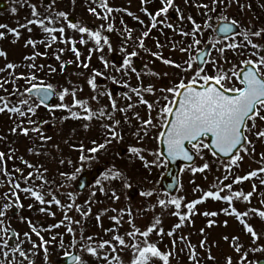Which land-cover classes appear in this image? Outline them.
I'll list each match as a JSON object with an SVG mask.
<instances>
[{
	"label": "rangeland",
	"instance_id": "obj_1",
	"mask_svg": "<svg viewBox=\"0 0 264 264\" xmlns=\"http://www.w3.org/2000/svg\"><path fill=\"white\" fill-rule=\"evenodd\" d=\"M2 1L7 3V9L0 12V25L6 26L0 28V32L4 34L0 39V51L5 53L0 56V69H5L0 71V78L35 76V81H40L37 86H52L56 100L51 106L44 107L35 98L22 95L31 86L4 96L10 100V106H19L25 112L28 105L22 104L21 101L28 100L34 107L35 114L19 116L9 112L0 113V153L5 154L0 168L6 169L9 174L4 176L3 172H0V207L12 205L6 209L5 215L0 217V245H8L0 247V264H55L58 258L71 251L77 252L82 264H108L102 258L105 255L110 260L114 256L118 257V261L113 260V264H132L135 249L131 245L141 242L144 238L137 235L133 239L128 233L136 230L143 232L150 226H155L156 230L150 234L148 240L155 244L162 254L169 255L168 264H226L229 257L233 264H238L245 253L247 260L244 264H256L258 259H264V251H250L253 248H264V219L256 212L249 211H264V183H261L264 173L239 184L233 183L237 177H244L264 167V160L261 159L264 154V139L256 137L257 131L264 130V120L257 118L256 128H251L252 121L247 122L251 131L245 132V136L251 143L246 141L239 151L242 159L237 161L238 166L230 165V160L218 159L208 151L204 141L200 142L199 151L193 148L196 153L195 163L182 168L179 187L172 195L163 193L159 185L166 163L159 154L158 144L167 120L162 114V109L167 103L164 97L167 96L169 101L173 99L170 93L162 90L174 88L181 80L188 83L193 78L196 69L193 58L205 44H210L212 50L202 75L216 76L218 70L226 72L231 79L223 82L224 87H238L232 71L238 72L243 61H256L258 56H264V24L257 23L254 17L260 18L264 10L258 7V12L254 14L250 0H226L225 3L216 5L218 15L206 20L198 18L205 9L197 5L211 6V0H187V3L186 0H174V6L166 16L159 17L157 27L149 31L151 20L145 13L155 15L162 6L161 0H145L144 3L141 0H106L107 6L113 9L110 15L102 11L93 0H49L47 5H44V0ZM255 2L258 4V0ZM33 7L39 13L40 19L54 20V23L48 26L65 29L63 36L59 32L53 33L57 36V41L50 47L47 46L50 35L36 25H28L29 20L35 19L32 16ZM90 8H95L100 17L108 15V19L93 15L89 11ZM59 12L74 18V25L78 27H84L91 32L99 31L102 37L107 38L108 44H104L102 40V50H97V45L87 34L68 28L69 22L59 17ZM225 16L229 20L237 21L239 33L261 31V36L250 37L252 43L259 46L257 56L252 55L257 50L248 45L235 50L227 47L233 42L242 43L243 37L240 35L224 40L215 37V25L223 21ZM188 17L201 25V32L196 35L200 44L189 48L188 52H182V48L193 44L192 36L180 35L181 32H192L193 24ZM260 22H264V17ZM169 24L172 25L171 28L167 26ZM205 24L208 27H204ZM23 25L28 27H22ZM109 25L112 27L111 32L106 30ZM9 29L18 30L19 38L12 35ZM144 32H149V35L143 38L144 45L140 47L139 40ZM82 39L85 41L83 44L80 43ZM28 40L36 42L35 47L27 45ZM73 44L80 53L79 60L71 51ZM157 44L160 47H157ZM220 48L225 49L223 54L218 51ZM133 52L136 53L135 56H131ZM153 53L171 60L180 67L165 65ZM115 55L121 57L120 65L112 62ZM33 56L34 60L26 59ZM57 56L60 57L59 60L56 59ZM136 58L142 63L140 71H136L133 65ZM126 59L127 65L124 64ZM186 61L192 63L193 70L184 71L187 67ZM7 64L14 65V69L7 70ZM61 64L64 65L63 70ZM85 64L88 67H84ZM32 65L35 67H30ZM96 72L102 75L94 78L97 87L93 90L88 81ZM113 86L121 90L113 94ZM149 88L151 91H148ZM65 89L69 95L61 101L59 95ZM133 89H139V95ZM73 91L75 98L86 101L93 113L98 114L103 109L104 115H94L91 120L71 118V112L59 106L62 103L69 107L72 105ZM141 98L147 104L141 103ZM113 103L116 110H113ZM148 105H152L151 110ZM72 112L85 114L79 108H73ZM260 114L264 115V109ZM149 119L153 121L152 125L144 128V122ZM30 120L34 123H30ZM36 127H39V132L31 131ZM113 127L118 133L115 140L111 139L112 132L109 131V128ZM23 129L30 130L28 136L21 134ZM100 144H105V147L95 153L89 151ZM133 147L140 150L139 156L131 153L130 149ZM117 148L124 150L123 155H117ZM82 155L85 157L83 161ZM146 163L148 166H145ZM28 164L33 167L29 168ZM204 164L208 165L204 172L193 174V168L203 167ZM96 167L103 168V173L84 191H75L78 175L83 170ZM16 169L20 171H15ZM116 172L121 175L113 178ZM30 174L32 178L25 182V178ZM73 176L75 179H69ZM10 181L19 183L21 189L32 188L37 191L46 203L41 205L30 193L14 189ZM220 181H223L222 185ZM213 184L220 187L232 185V192L252 193L250 202L244 201L243 198L234 199L231 208L240 213L249 212L244 219L259 236L255 244L236 216L224 214L223 210L228 209L229 205L210 198L196 205L195 215L191 216L190 222L185 221L182 227L175 228V225L180 223L179 218L173 215L177 210L167 202L171 199H181L179 211L186 214V204L200 199L204 192L218 190L212 187ZM131 190L134 191L133 195H130ZM147 192H152V195H141ZM221 195L230 193L225 191L221 192ZM53 196L60 201L59 205L50 203ZM161 200L166 202L164 207L159 204ZM69 204L72 205L71 208L68 207ZM12 207L16 208V212ZM42 208L44 211H41ZM77 208L80 210L77 211ZM205 212H215L218 215L206 217L203 215ZM65 214L71 224L65 220ZM157 219L159 224H155ZM115 220H119V224L115 223ZM210 220L214 221L212 227L207 226ZM29 222L40 230V236L45 241H49L47 255L42 248L33 247V244H40V239L32 231ZM57 224H61V227L47 231ZM67 226L72 227V233L67 232ZM10 229L15 232L12 244L9 239ZM161 230L162 234H157ZM169 232L173 235L169 236ZM116 235L122 237L128 246L121 247L113 240ZM53 236H56L57 240H51ZM88 237L92 240L88 241ZM181 237L185 239L182 240ZM225 237L228 239L225 240ZM233 237H238V240H233ZM104 241L111 242L116 248L115 253L108 247L98 248ZM201 241H205L204 247H200ZM86 243L97 249L96 257L84 250ZM234 244L242 245L240 253L235 251ZM189 245L192 246L191 250ZM13 246H18L24 251L26 258L15 252ZM192 252L195 253L194 260L190 258ZM209 255L214 259H209ZM151 264H163V261L153 258Z\"/></svg>",
	"mask_w": 264,
	"mask_h": 264
},
{
	"label": "snow or ice",
	"instance_id": "obj_2",
	"mask_svg": "<svg viewBox=\"0 0 264 264\" xmlns=\"http://www.w3.org/2000/svg\"><path fill=\"white\" fill-rule=\"evenodd\" d=\"M94 3H97V6L101 8L102 11H106L109 15L113 11V9L109 8L107 6L106 0H93ZM142 3L145 2V0H141ZM226 0H211V6L208 4H199L197 7L201 9H205V15L207 16L208 12H214L216 11V5L225 3ZM234 2H237V0H234ZM187 3V0H186ZM161 8L159 11L155 13V15H152L150 13H145L146 15H149V18L151 20V28H156L157 24L160 22L158 20L161 16H166L169 9L174 6V0H161ZM15 11V9H13ZM89 11L93 15H97L98 18L102 19H108V15H105L103 17H100L99 14L96 12L95 8H90ZM179 12V10L177 9ZM129 15H132L131 13H128ZM57 15L64 20H67V14L64 12H59ZM32 16L35 19L29 20L28 25H36L37 27L41 28L44 33H47L50 35V41L48 42L47 46L50 47L52 43L57 41V36L53 33L59 32L61 36H63V33L65 31L64 27H50L48 25H52L54 23V20L52 18L40 19L39 13L35 10V7H33L32 10ZM183 19V17H181ZM189 21L193 24V29L191 33L181 32L180 35L182 36H192L193 38V44L189 45L187 48H182V52H188L189 48H193L200 44V40L196 39V35L201 32V25L196 24L195 21H192L191 17H188ZM222 25L218 28V32L222 34L225 38H230V34L234 33V28L238 27V23L235 20H229L228 17H223ZM142 23V22H141ZM28 25H23L22 27H28ZM169 28L172 27V25H167ZM5 25H0V28H5ZM68 28L76 29L81 34H87V36L95 42L97 45V50L101 49V41L103 40L104 44H108V40L105 37L101 36V33L99 31L97 32H91L88 29L84 27H78L77 25H74L72 23L67 24ZM204 27H208L207 24L204 25ZM31 29L29 28V31ZM107 31L111 32L112 27L111 25L108 26L106 29ZM12 35L16 36V38H19V32L16 29H9L8 30ZM261 31L257 32H242V33H235V35H240L243 37L242 43H230L227 45L230 49H238L242 48L245 45L250 46L253 49H256L257 51H254L252 53L253 56H257V53L259 52V46L255 43H252L250 37L255 36L259 37L261 36ZM149 35V32H144L142 34V38L139 40V46L143 47L144 41L143 38H146ZM4 34L0 32V39H2ZM66 43H73L71 41H62ZM43 43V41L41 42ZM81 44L85 43V41L82 39L80 41ZM36 42L32 40L27 41V45H32L35 47ZM26 45V46H27ZM157 47H160L159 44H157ZM71 51L76 55L77 60H79L80 53L75 48L74 44L71 48ZM218 51L223 54L225 51L224 48L218 49ZM5 53L0 51V56H4ZM39 55V53H37ZM136 53H131V56H135ZM153 55L157 59H161L162 63L165 65H169L172 67L179 68L180 66L173 63L171 60L163 59L161 55L157 53H153ZM207 55V53L201 51L197 53V56L193 59H196L198 61V65L205 63L204 57ZM26 59H35V56L33 57H26ZM57 60L60 59L59 56L56 57ZM187 63V67L184 69V71H191L193 70L192 63ZM212 63H215V61H212ZM124 64H128V60L126 59L124 61ZM84 67H88L87 64L83 65ZM107 66V65H106ZM14 65L7 64L6 69L12 70L14 69ZM30 67H35V65H32ZM42 67V66H41ZM64 65L61 64V70H63ZM5 69H0V71H4ZM55 71V69H53ZM204 72V69L202 67L197 66L195 69V75L193 78L188 82L185 83L183 80H181L178 84L175 85L174 88H169L162 91H167L170 93L173 97L172 100L169 101L168 97L165 96L164 99L167 102L165 106L162 109V114L165 117H172L171 120H166L163 127H165L166 131H162L160 133V136L163 137V142L166 144L167 147V154L172 159L176 158H182L187 161L192 160V156L189 155L188 151L185 149L184 145L185 142L192 145L193 148L197 149L199 151V142L202 137L205 136H211L212 137V145L211 147L215 149L216 152L223 154L224 156H231L233 152L235 151L237 154L232 157V159L229 161V164L232 166H238L237 161L241 160L242 157L238 154L240 150H242V141H247V136L244 135L245 132L251 131V129L248 127V121H252L251 128H256L255 121L257 118L260 120H264V115L260 114V111L264 109V56H258L256 61H253L251 59L243 61L241 65V71L236 72L232 71V75L235 76L239 83L242 85L240 88H225L223 85V82L226 79H231V77L228 76L226 72H221L218 70V74L216 76H208L206 74L202 75ZM153 75H156L155 73H152ZM102 74L99 72L94 73L93 78L89 79L88 83L93 88V90L96 89L97 85L95 83V77L101 76ZM16 79H25L29 83H31V87L26 89L25 93L22 95H36L39 97L40 104L47 106L46 102L51 98L52 95H54V90L52 89L51 85L38 87L35 83H32L36 80L35 76L30 77H16ZM197 81H201V83H197ZM10 81H0V88L4 87V84L9 83ZM43 84V82H41ZM199 89V90H197ZM6 90V89H5ZM18 91L14 89L13 94ZM138 95H139V89H133ZM148 91H151L149 88ZM230 93V94H229ZM69 95L68 90L65 89L62 93L59 95V99L61 101L64 100L65 96ZM73 96V103L69 107L67 105H64L63 103L59 106L61 109L71 112V118L75 119H84V120H91L94 115L103 116L104 110L102 109L98 114L93 113L87 106L86 101H79L75 98V92L73 91L71 93ZM95 99V97H93ZM141 103L147 104L146 101H144L141 98ZM10 100L6 99L5 97L0 96V113L9 112L18 114L19 116H25L28 113H31L32 115L35 114V109L32 105L29 104L28 100L21 101L22 104L28 105L27 112L22 111L21 107L19 106H10ZM172 105V106H169ZM113 110H116V105L113 103L112 105ZM149 109L151 110L152 105H148ZM73 108H79L84 115H79L76 112H72ZM175 108V110H174ZM121 111H124L123 109H120ZM30 123H34L33 121H29ZM119 122H117L118 124ZM153 121L151 119L144 122L143 127L147 128L148 125H152ZM16 129H13V132L15 133ZM29 129H23L22 135L28 136L29 135ZM31 131L39 132V127L31 129ZM109 131L112 132L111 139L115 140L118 138V133L115 132L114 127L109 128ZM257 139H264V130H259L256 132ZM248 143H251L250 141H247ZM105 147V144H100L98 147H93L89 151L91 153H95L99 151L100 149H103ZM207 147V145H205ZM83 152V149H81ZM131 153L136 154L139 156L140 150L133 147L130 149ZM246 151V150H245ZM4 153H0V164H3L4 162ZM11 158V157H9ZM143 159V157H140ZM85 157L82 155L81 160L83 161ZM261 159L264 160V154L261 155ZM27 163V162H25ZM29 168L33 167L32 165H27ZM145 166H148L147 163ZM208 168L207 164H204L203 167L200 168H193V174L196 172H204ZM231 169L229 168L228 171ZM15 171H20L19 169H16ZM0 172H3L4 176H8V172L4 168H0ZM261 173H264V167H261L257 171H252L248 175L244 177H237L233 183L239 184L242 183L245 180H250L253 177H257ZM121 174L119 172H116L113 176V178L119 177ZM31 174L25 178V182H27L29 179H31ZM42 178V177H38ZM69 179H75V177H69ZM227 179V176L225 177ZM261 183H264V180L261 181ZM220 184H223V181H220ZM10 185L16 189L23 191L25 193H30L31 197L35 198L41 205L45 204L46 201L44 197L38 193L37 191L33 190L32 188H20L19 183H12L10 181ZM213 188H217V191H207L204 192L202 197L198 200H195L191 203H188L185 205L187 208L186 214L180 213L181 208V199H171L167 203H170L174 205L177 211L173 213V215H176L180 223L175 225V228H180L183 226V223L185 221L190 222V218L192 215H195L194 209L196 208V205L204 203L207 199H212L214 201H223L229 205L228 209H224L223 212L225 215H233L236 216L237 220L241 225H243L244 230L247 234L251 236L253 244L256 243V241L259 239L258 234L254 231V229L245 222L244 217H247L249 215V212L240 213L237 212L234 208H231L232 202L234 199H241L243 198L244 201L250 202V197L252 193H243V192H232V185H224L223 187L218 186L217 184H213ZM255 190V185L253 186V191ZM229 192L230 195H221V192ZM51 195V193H49ZM15 195V193H13ZM71 196V193L69 194ZM94 195V193H93ZM141 195L145 196H151L152 192L147 193H141ZM7 194H5L6 198ZM113 196H115V193H113ZM118 198V197H117ZM18 200V197H16ZM50 203H55L57 205L60 204L59 200H56V198L53 196V199ZM159 204L161 207H164L166 205V202L161 200L159 201ZM12 205H4L0 207V217H3L5 215V211L8 207ZM19 206V205H17ZM69 208L72 207L71 204L68 205ZM80 209L77 208V211ZM41 211H44L42 208ZM250 212H256V214L261 218L264 219V211H258L256 209H250ZM82 215H85L82 213ZM206 217H212L218 215V213L215 212H205L203 213ZM65 220L69 221V224H71L70 219L68 218L67 214H65ZM97 220H99V216L97 217ZM119 220H115V223L119 224ZM159 219L155 221V224H159ZM131 223V221H129ZM0 224H2V220H0ZM214 224V221H209L208 227H212ZM30 227L32 228V231L39 237L40 244H33V247H40L45 251V254L47 255V245L49 241H45L42 236H40V230H37L34 226L31 225V222H29ZM226 226V222H225ZM61 227V224H57L54 226H51L47 231H50L52 228H59ZM7 231V229H3ZM155 226H150L146 231L140 232L139 230L133 231L128 233L130 237L133 239L139 235L142 236L144 239L137 243H132L131 247L135 249L134 253V259L132 261V264H151V260L153 258H159L161 261H163V264H168L169 261V255L168 254H162L155 244L150 243L148 240V237L150 234L155 231ZM67 232L72 233L73 229L70 226H67ZM157 234H162L161 232H158ZM201 234H203V229L201 230ZM27 236V234H25ZM169 236H172L173 233L169 232ZM11 239V237H9ZM113 240L117 241L118 244L121 247H126L128 245L125 244V240L116 235L113 236ZM181 239H185L184 237H181ZM228 238L225 237V240ZM51 240H57L56 236L51 237ZM88 241H91L92 238L88 237ZM233 240H238V237H233ZM60 242L62 243V237H60ZM175 243V242H174ZM205 241H201L200 247H204ZM0 247H8L7 244L0 245ZM14 251L18 252L21 257L26 258V254L24 251H22L18 246H13ZM105 247H108L112 250L113 253H115L116 248L111 244L109 241H104L98 245L99 249H104ZM235 251L237 253H240L242 245L234 244L233 245ZM189 248L191 250L192 246L189 245ZM84 250H86L90 255L93 257L97 256V249L91 247L89 244L84 245ZM250 251H264V248H253L250 249ZM67 255V254H66ZM105 261L108 262V264H113V260L118 261V257H113L111 260L107 255L102 257ZM191 259H195V253L192 252ZM209 259H214L211 255L208 257ZM247 260V254L245 253L241 260L238 262V264H244V261ZM71 264H82L81 258L76 256L70 257ZM226 264H233V261L231 257L226 259Z\"/></svg>",
	"mask_w": 264,
	"mask_h": 264
},
{
	"label": "water",
	"instance_id": "obj_3",
	"mask_svg": "<svg viewBox=\"0 0 264 264\" xmlns=\"http://www.w3.org/2000/svg\"><path fill=\"white\" fill-rule=\"evenodd\" d=\"M43 3H44V5H47L49 3V0H44ZM6 9H7V3L5 1L0 0V12L4 11ZM67 21L69 23H72V24L75 23V19L72 17H68ZM223 22H226V21H219L214 28V34L218 39H226L222 34H220L218 32V28L222 25ZM239 30H240L239 27H235L234 33L230 34V37L234 36L235 33H239ZM209 50H210V45L207 44V45H205V47L201 51L207 53V55H208ZM207 55L204 57L205 61L207 59ZM196 56H197V54L195 55V57ZM195 61H196V65L199 67H203V65L205 64V63H203V64L198 65V61L196 59H195ZM112 62L117 64V65H120L122 63V59L120 56L115 55L112 57ZM133 65H134V68L136 69V71H140L142 68V63L137 58L133 60ZM39 87H42V86H39ZM197 90H199V89H197ZM117 91H118V87H115V86L111 87V92L113 94H116ZM29 96L36 98L40 102L38 96H36V95H29ZM55 100H56V94L52 95L51 98L46 102V104H47L46 107L51 106ZM174 110H175V108H174ZM171 119H172V117L168 116L167 120H171ZM163 131H166L165 127L163 128ZM244 135H245V133H244ZM202 140L205 141V144L207 145V149L209 150V152L212 153V155H214L215 157H217L220 160H224V161L231 160L232 157L236 154V152L234 151L231 156L226 157L223 154L216 152L215 149L211 147V145H212V137L211 136L202 137L200 141H202ZM245 142L246 141H242L241 147L244 146ZM190 146H192V145L185 142L184 147L188 151L189 155L192 156L191 161H187V160H184L182 158L172 159L167 154V147H166V144L163 142V137L160 136L159 154H160L161 158L166 163L165 171H164L163 175L160 177V181H159V185H160V188H161L163 193H165L167 195L174 194L175 191L177 190V188L179 187V184H180L179 178H180L182 168L183 167H189L195 163L196 153H195V151H192ZM123 153H124V151L119 148L117 151V154L119 156H121V155H123ZM102 172H103V168H101V167H96V168L91 169V170H83L78 175V178L76 180V184L74 187L75 191H77V192L84 191L87 187H89L102 174ZM129 192H130V195L134 194L133 190H131ZM12 209L14 212H16L15 207H12ZM9 233H10V237H11L10 244H12V242H13L12 238L15 237V232L13 229H10ZM76 255H78L76 251H71L69 254L58 258L55 261V264H71L70 257L76 256ZM256 264H264V259L263 258L258 259L256 261Z\"/></svg>",
	"mask_w": 264,
	"mask_h": 264
},
{
	"label": "trees",
	"instance_id": "obj_4",
	"mask_svg": "<svg viewBox=\"0 0 264 264\" xmlns=\"http://www.w3.org/2000/svg\"><path fill=\"white\" fill-rule=\"evenodd\" d=\"M250 4L252 6V12L254 14H256L258 12V7H260V9L264 10V0H260V1L258 0V4L255 2V0L254 1L250 0ZM205 11H202L199 14L198 18L210 20L211 18L216 17L218 15V11H215L212 13L208 12V14L206 16ZM254 17H255V19H257V23L264 24V22H260L261 18L264 17V14H261L260 18L259 17L257 18L256 16H254ZM21 76L29 77V76H24V75H21ZM0 81H10L9 83L4 84L3 88H0V96H2V97H4L5 95H8V94H13L14 89L20 91V90H24L25 88H28L29 86H32L31 83H29L25 79H16V77H10V76H8L6 79L0 78ZM37 82H40V81H33L32 83L39 85L40 83H37ZM18 91H16L15 93H18Z\"/></svg>",
	"mask_w": 264,
	"mask_h": 264
},
{
	"label": "flooded vegetation",
	"instance_id": "obj_5",
	"mask_svg": "<svg viewBox=\"0 0 264 264\" xmlns=\"http://www.w3.org/2000/svg\"><path fill=\"white\" fill-rule=\"evenodd\" d=\"M218 39V38H217ZM220 40H224V39H220ZM206 45V44H205ZM204 45V46H205ZM210 45V44H209ZM212 50V46L210 45V50H209V52H208V55H209V53H210V51ZM208 55H207V58H208ZM206 61H207V59H206ZM206 65V62H205V64H204V66ZM204 66L202 67V68H204ZM236 81H237V85H238V87H236L237 89L238 88H240V87H242V85L239 83V81H238V79L236 78ZM39 87V86H38ZM119 90H121L120 88H118V91ZM121 93H123V92H121ZM32 97V96H31ZM34 98V97H33ZM36 99V98H35ZM37 100V99H36ZM38 101V100H37ZM39 102V101H38ZM40 103V102H39ZM44 106V105H43ZM44 107H46V106H44ZM164 128V127H163ZM162 131H163V129H162ZM159 139H160V137H159ZM159 139H158V144H159ZM204 140H202V141H200V142H203ZM199 142V143H200ZM190 148L192 149V151H194L193 150V147L192 146H190ZM118 149L119 148H117V151H118ZM121 149V148H120ZM123 150V149H122ZM124 151V150H123ZM159 151H160V148H159ZM118 155V154H117ZM104 171V170H103ZM103 173V172H102Z\"/></svg>",
	"mask_w": 264,
	"mask_h": 264
}]
</instances>
